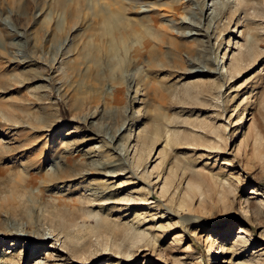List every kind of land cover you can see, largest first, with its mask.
<instances>
[{"label":"rangeland","instance_id":"1","mask_svg":"<svg viewBox=\"0 0 264 264\" xmlns=\"http://www.w3.org/2000/svg\"><path fill=\"white\" fill-rule=\"evenodd\" d=\"M226 4L208 14V0H0V203L41 195L30 203L51 208L72 187L93 212L122 204L101 208L105 216H43L32 227L2 207L0 264H264V0ZM192 19L207 36H182L181 22ZM191 58L217 71L196 73L206 68ZM125 119L115 142L121 165L110 167L115 158L93 146L95 134ZM153 134L152 197L139 190L137 160ZM67 153L86 162L85 174L43 182ZM184 162L200 189L187 184ZM92 163H106L103 174H89ZM106 179L124 189L100 198ZM99 217L114 234L98 230L72 250L55 241L63 235L55 224L96 229Z\"/></svg>","mask_w":264,"mask_h":264},{"label":"bare ground","instance_id":"2","mask_svg":"<svg viewBox=\"0 0 264 264\" xmlns=\"http://www.w3.org/2000/svg\"><path fill=\"white\" fill-rule=\"evenodd\" d=\"M172 1V0H171ZM181 2H183V1H181ZM228 2V0H208V3H210V7H208L207 5L204 7V10H206L205 11V13H207L208 11H209V9H212L211 7H219L220 9H223V6H226L227 3ZM145 3V2H144ZM143 3V4H144ZM147 3V2H146ZM250 4V3H249ZM253 4V3H252ZM248 5V4H247ZM256 5V4H255ZM257 7V6H256ZM262 7V6H261ZM252 8V7H251ZM254 8H255V6H254ZM253 8V9H254ZM263 8V7H262ZM262 8H260L259 10L262 12V10H264V8L262 9ZM257 9V8H256ZM254 11H255V9H254ZM143 12V11H142ZM210 12H208V14H209ZM262 16V15H261ZM186 17V16H185ZM202 18V17H201ZM200 19V18H199ZM200 23H202V21H200V22H196V21H194L193 19L191 20V21H188V22H185V21H183V22H181V24H185L186 26H187V28H189V33H184V34H182V36H184V38L185 37H187V36H190V38H191V36H193L194 38H198V37H200V36H207V35H205V34H202V32H201V24ZM176 24V23H175ZM180 24V23H179ZM208 26V25H207ZM206 26V27H207ZM166 29V28H165ZM167 30V29H166ZM209 30V29H208ZM207 31H205V33H206ZM147 34V33H146ZM127 35V34H126ZM149 35V34H148ZM154 36V35H153ZM149 37V36H148ZM150 38V37H149ZM183 38V37H182ZM149 40V39H148ZM147 40V41H148ZM151 40V39H150ZM172 40V39H171ZM201 40V39H200ZM206 40V39H205ZM202 41H203V39H202ZM171 42V41H170ZM169 42V43H170ZM170 45H173V44H170ZM175 46V45H174ZM173 47V46H172ZM187 49V48H186ZM194 49V48H193ZM191 51H190V55H191ZM195 54V53H194ZM175 55V54H174ZM207 59V58H206ZM179 60V59H178ZM187 60V59H186ZM202 62L201 61H199V59L197 60V59H193V58H191V59H189V64L190 65H192V66H194V67H196L197 69L196 70H198L199 68H206V70L205 71H196V73H199L200 72V74H201V72H207V73H213V72H216L217 70H216V67H211V68H208V67H206V66H204V65H202L201 64ZM208 64V63H207ZM185 67V66H184ZM223 67V66H222ZM225 68H226V71H227V73H228V75L230 76V77H232V76H234V72H233V70H230V65H229V67H226L225 66ZM191 70H192V68H191ZM239 71V70H238ZM130 79H131V77H130ZM130 82V81H129ZM204 89H206V88H204ZM126 91V90H125ZM128 91H129V89H128ZM128 91H127V96H128ZM125 107V111L127 110V108H128V106L126 105V106H124ZM73 120H75V118L73 119ZM19 121V120H18ZM125 123H126V119L125 120H123V122L114 130V131H112L111 133L110 132H108V131H106V132H102V133H96L95 135H96V137L94 138L95 140H97V141H99V143H95L93 146L95 147V148H101V149H103V150H105L107 153H106V155H108V156H113V158H115L113 161H112V163L113 164H109L108 166H110V167H112V166H120L121 165V162H120V159H122V156H120L121 154H120V152H118V150H117V147H116V145H115V142H116V138H117V136H118V134H119V132H120V130H122V129H124V126H125ZM12 125V124H11ZM10 125V126H11ZM14 125V124H13ZM6 128V127H5ZM11 128V127H10ZM8 130V129H7ZM12 131V130H11ZM6 132H9V131H6ZM154 136H152V135H150V136H148V137H146V139H145V144L147 145V149L146 150H144V153L140 156V157H138V160H137V162H138V165H142L143 166V177L139 180L138 179V181H140L141 182V184H142V186L140 187V192L142 193V194H145V195H147V196H151L152 195V197H153V194H152V192H151V188H153L155 185H156V183H155V181H153V179H155L156 177H158L159 176V174H158V165L157 164H154L150 169L148 168V166H147V164L149 163V158H150V155H151V152H152V150L154 149V146H155V144L157 143V140H158V135L157 134H153ZM168 137V136H167ZM175 137V136H174ZM93 139V140H94ZM189 139V138H188ZM183 144V143H182ZM185 144V143H184ZM1 147H2V145H0ZM93 148V147H92ZM220 148V146H211V149H212V151L214 150H218ZM4 149V148H3ZM3 149L2 150H0V152L1 151H3ZM97 150H99V149H97ZM164 151V150H163ZM163 151H161V152H163ZM87 152L89 153V152H91L90 150H87ZM72 153V152H71ZM117 153V154H116ZM139 153V152H138ZM68 154V153H67ZM113 154H116L117 156H119V157H114V156H116V155H113ZM62 155V154H61ZM57 156V155H56ZM55 157V156H54ZM77 158H78V156H77ZM82 158H84V157H82ZM110 158V157H109ZM112 159V158H111ZM64 161V162H63ZM74 161H75V158L74 157H72L71 155H62V156H60L59 158H57V162H55V164H54V167H53V169L52 170H50V171H48V172H44V173H46V175L45 176H43V178H45L44 179V181L43 182H46V183H48L49 184V182L51 183V182H54V181H58V182H68V181H71V180H77L78 178L80 179L85 173V171H86V168H83V166H85V161L84 160H81V162H78V163H74ZM80 161V160H79ZM108 161V160H107ZM106 161V162H107ZM105 162V161H104ZM53 163V162H52ZM91 163V162H90ZM93 164V163H92ZM92 164H90V165H92ZM106 163H101V164H93L92 165V167L90 168V170H89V174H98V175H101V174H103L102 173V171H101V169H100V165H105ZM88 166V165H87ZM136 166H137V164H136ZM182 168L184 169V173L186 172V171H188L189 172V174L190 175H192L191 177L189 176V179L187 180V184L189 185V187H191L192 189H200V187H201V184H202V182H203V180H202V178H198V179H194L193 178V176L195 175V173L196 172H193L191 169H189L190 167H189V163H183L182 165ZM197 175H200V174H197ZM24 176V175H23ZM108 176V178L107 179H110L111 178V176L112 175H107ZM42 177V176H41ZM200 177H202L201 175H200ZM24 179V178H23ZM37 179V178H36ZM107 179L105 180V184H108V185H110V186H105V184L101 181V182H98L97 183V185L99 186L98 188H99V192H100V194L98 195L100 198H104V197H107V196H111L112 194H115L117 191H119V190H122V189H124L122 186H118V187H115L114 186V182L113 183H108L107 182ZM40 180H41V178H40ZM40 180H38V182L40 181ZM32 181H33V179H32ZM31 181V182H32ZM30 181H29V183H31ZM34 182V181H33ZM37 182V181H36ZM37 182V183H38ZM89 182H90V180H89ZM93 183V182H92ZM96 183V182H95ZM137 183V182H136ZM135 183V184H136ZM18 184V183H17ZM16 184V185H17ZM33 184V183H32ZM42 184H44V183H42ZM20 185V184H19ZM18 185V187H20ZM45 185H47V184H45ZM93 185V184H92ZM65 186V185H64ZM87 186V185H86ZM103 186H105V187H103ZM132 186V185H131ZM136 185H134V186H132V187H135ZM22 187L24 188V186L22 185ZM26 187H27V185H26ZM31 188H33L32 187V185L30 186ZM30 187H27V188H25V190H27L28 188L30 189ZM88 187V186H87ZM86 187V188H87ZM91 187V186H90ZM34 188H35V186H34ZM58 188H61V187H58ZM69 188V187H68ZM82 188V187H81ZM84 188V187H83ZM92 188V187H91ZM95 188H96V186H95ZM19 189V188H18ZM33 190V189H32ZM84 191H86L87 189H83ZM14 191V190H13ZM30 191V190H29ZM31 192V191H30ZM72 192V193H71ZM76 192L77 191H75L74 189H72V187L71 188H69V189H66V193H64V191L62 192V193H64L63 195H61L60 197H59V199H58V202L57 203H55V204H53L52 206H51V208H46V205H44L43 206V208L44 209H41L40 210V208L41 207H39V205H35V204H33L34 202H36V201H39V200H42V197H41V195H31L30 196V194L26 191L25 192V194L26 193H28V194H26V195H29L30 196V199L29 198H27L28 200L26 201V199L24 200V201H22V202H20L21 204H14V203H12V201L11 200H14V196H16L14 193V196H12V197H9L8 199H7V204L8 203H10L9 205H7L6 207L4 206L5 204H1L0 205V208H2L3 207V209H4V211L5 212H7L9 215H11V216H19L20 218H22V219H25V221H26V224L28 225V226H33L34 224H35V222H36V220H38V219H41L43 216H47V217H44V219L45 218H48V216H49V218H51L50 216H54V217H58V218H60L62 221H66V220H72V218H74V216H77L76 215V212H78V211H82L81 212V214H83V215H81V216H85V217H95V216H105V214H101L100 212H101V208H110V209H113V210H121L122 209V204L121 203H119V202H110V203H107V204H103L102 206H100L99 205V209H100V212H93L91 209L94 207V204L93 203H91V204H89V202L91 201L92 202V200H87V201H85L84 200V196L82 195V198L83 199H81V200H84L85 201V206L84 205H81L80 203H81V201H80V199H79V197L78 196H76V197H78V198H71V196H72V194H76ZM163 192H165V190H163ZM23 193V192H22ZM60 193V192H59ZM78 193V192H77ZM12 194V195H13ZM24 194V195H25ZM34 194V193H33ZM37 194V193H36ZM84 194V193H83ZM88 194V193H87ZM92 194V193H91ZM24 195L22 196V197H24ZM164 195V194H163ZM11 196V195H10ZM21 196V195H20ZM70 196V197H69ZM80 196V195H79ZM88 196H90V195H88ZM98 196H97V198H98ZM114 196V195H113ZM8 197V196H7ZM26 197H28V196H26ZM91 197V196H90ZM16 198V197H15ZM21 198V197H20ZM141 198H143V200L142 201H144V200H146V197H144V195H143V197H141ZM19 199V198H18ZM24 199V198H23ZM86 199V198H85ZM88 199V198H87ZM92 199V198H91ZM125 199H127V198H125ZM20 200H22V199H20ZM100 200V199H99ZM129 200V199H128ZM6 201V200H5ZM10 201V202H9ZM30 201H33V203H30ZM83 201V202H84ZM132 201H134V200H132ZM27 202H29V203H27ZM39 202H41V201H39ZM80 202V203H79ZM136 203H134L135 205H139V201L137 200V201H135ZM42 203H44V202H42ZM38 204V203H37ZM83 204V203H82ZM83 209H86V211L84 210L83 211ZM166 209V208H165ZM39 210H40V212H39ZM43 210L44 211H47L46 212V214L47 215H44V213H43ZM106 210V209H105ZM107 211V210H106ZM107 215H108V213H106ZM110 215H113V213H111ZM43 219V218H42ZM57 219V218H56ZM88 219V218H87ZM47 221V220H46ZM99 224H98V227L96 228V229H89V228H86L85 230H80V229H73V230H70V229H67L68 227H66V225H62L61 226V224L60 225H54V226H56V227H61V228H63L62 229V236L61 237H58V238H56L55 239V241L57 240V243H58V245L60 246L61 244H60V241L59 240H61L60 238H62L63 240H61V243H63V245L64 246H66L67 248H70L71 246L70 245H72V243L74 244V243H78L80 240L81 241H83V240H85L86 239V237L88 236L89 237V235L90 234H94V232H97L98 230H103V231H108V232H111V233H115V229H116V227H114V226H112L111 224H109L108 222H106L104 219H102V218H100L99 217ZM54 224V223H53ZM0 227H1V225H0ZM74 228V227H73ZM119 229V228H118ZM125 229V228H124ZM120 230V229H119ZM126 230V229H125ZM7 232V231H6ZM31 232V231H30ZM117 232V231H116ZM124 232V231H123ZM237 232H244L245 233V231L242 229V228H240ZM35 233V232H34ZM52 233H53V231H52ZM24 234V233H23ZM97 234V233H96ZM34 236V235H33ZM51 236V235H50ZM28 238H33L32 237V233H29L28 234V236H27ZM26 237V238H27ZM39 237V236H38ZM48 238H50V237H41V239H48ZM87 240V239H86ZM80 241V242H81ZM89 241V240H88ZM88 241L86 242H82L81 243V245H80V243H79V246L82 248V250H85V248L87 247L86 245H88L87 243H88ZM53 242V241H52ZM92 244V243H91ZM71 249V248H70ZM109 249V248H108ZM72 250V249H71ZM103 250H107V248L106 247H104L103 248ZM125 256H127V258H128V260L129 259H131L134 255H132V256H129V254L128 253H125L124 254ZM123 256V255H122ZM134 258V257H133ZM264 261V260H263ZM263 264V263H262Z\"/></svg>","mask_w":264,"mask_h":264}]
</instances>
